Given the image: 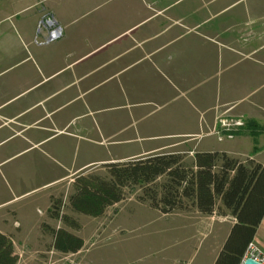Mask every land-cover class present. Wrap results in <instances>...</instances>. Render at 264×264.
I'll use <instances>...</instances> for the list:
<instances>
[{
    "label": "crops",
    "instance_id": "1",
    "mask_svg": "<svg viewBox=\"0 0 264 264\" xmlns=\"http://www.w3.org/2000/svg\"><path fill=\"white\" fill-rule=\"evenodd\" d=\"M221 116L245 127L218 141ZM213 152L264 167V0H0V233L16 264L60 253L43 226L65 229L49 210L77 176ZM253 243L264 254V216Z\"/></svg>",
    "mask_w": 264,
    "mask_h": 264
},
{
    "label": "trees",
    "instance_id": "2",
    "mask_svg": "<svg viewBox=\"0 0 264 264\" xmlns=\"http://www.w3.org/2000/svg\"><path fill=\"white\" fill-rule=\"evenodd\" d=\"M106 176H77L68 198L69 211L97 218L123 200L125 189L137 187L140 203L169 215L194 208L201 215H228L234 223L213 264H241L264 216V167L221 152L196 153L190 163L182 154H160L122 164L104 166ZM162 179L161 183L158 181ZM62 207L51 205V216L76 228ZM52 236V248L63 254L77 253L81 238L65 229L44 227ZM10 239L0 233V264H16Z\"/></svg>",
    "mask_w": 264,
    "mask_h": 264
},
{
    "label": "rangeland",
    "instance_id": "3",
    "mask_svg": "<svg viewBox=\"0 0 264 264\" xmlns=\"http://www.w3.org/2000/svg\"><path fill=\"white\" fill-rule=\"evenodd\" d=\"M185 161L190 163L191 159ZM92 173L104 177L106 169L103 166ZM161 182L162 179L158 181ZM60 190L66 188L61 186ZM140 195L137 187L125 189L123 200L97 218L69 211L70 195L53 198L52 204L62 207L63 215L77 225L74 228L62 223L63 228L81 238L83 247L75 255L44 253L38 260H20L18 264L214 263L234 223L230 216L201 215L194 208L162 215L140 203ZM247 258H251L250 252L245 253L242 262Z\"/></svg>",
    "mask_w": 264,
    "mask_h": 264
},
{
    "label": "built area",
    "instance_id": "4",
    "mask_svg": "<svg viewBox=\"0 0 264 264\" xmlns=\"http://www.w3.org/2000/svg\"><path fill=\"white\" fill-rule=\"evenodd\" d=\"M60 37V33L52 32L50 34L49 40H56ZM217 125L219 130L215 132L218 141L223 139H231L234 133L245 126V121L242 117H227L221 116L217 119ZM251 253V258L260 264H264V254L261 252L260 248L253 242L247 247L246 253Z\"/></svg>",
    "mask_w": 264,
    "mask_h": 264
},
{
    "label": "water",
    "instance_id": "5",
    "mask_svg": "<svg viewBox=\"0 0 264 264\" xmlns=\"http://www.w3.org/2000/svg\"><path fill=\"white\" fill-rule=\"evenodd\" d=\"M241 264H260V263L256 262L252 258H247Z\"/></svg>",
    "mask_w": 264,
    "mask_h": 264
}]
</instances>
